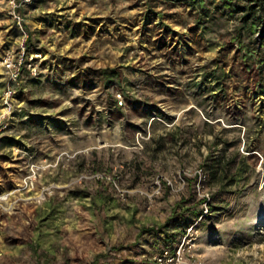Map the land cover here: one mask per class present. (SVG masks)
Masks as SVG:
<instances>
[{"label": "rangeland", "instance_id": "374dc122", "mask_svg": "<svg viewBox=\"0 0 264 264\" xmlns=\"http://www.w3.org/2000/svg\"><path fill=\"white\" fill-rule=\"evenodd\" d=\"M164 3L152 10L148 0H35L21 8L35 71L21 68L20 110L0 136V193L26 172L23 146L49 166L32 190L0 202V264H151L149 253L201 206L193 177L150 209L140 190L157 173L201 166L211 199L198 251L213 263L264 264V92L242 86L233 72L227 84L237 77V89L220 96L204 76L237 20L220 18L199 38L187 7ZM163 24L170 36L159 32ZM21 38L0 0V59ZM78 58L94 66L84 84L70 63ZM106 66L119 77L103 87L98 70ZM96 172L119 175L125 198ZM178 202L172 237H150L144 230Z\"/></svg>", "mask_w": 264, "mask_h": 264}, {"label": "built area", "instance_id": "2783aa9c", "mask_svg": "<svg viewBox=\"0 0 264 264\" xmlns=\"http://www.w3.org/2000/svg\"><path fill=\"white\" fill-rule=\"evenodd\" d=\"M35 0H6L8 15L18 24L22 31V38L19 41L16 52L7 51L0 59V136L7 129L9 119L13 117L15 111L20 110V104L16 100V86L19 84L21 68L25 67L34 73L35 63L32 55L27 56L26 40L27 34L23 28V18L20 10L24 5H28ZM121 96V93H119ZM118 94V96H119ZM118 104L122 105V100H118ZM139 135V136H138ZM136 143L142 148L140 138L144 139L145 135L138 133ZM22 152L27 156L26 172L16 183V188L7 192L0 193V202L10 199L14 196L15 191H30L48 168L49 163L46 161H37L30 153L29 145L23 146ZM19 150H17L18 152ZM96 180H104L111 183L120 198H125L126 190L118 185L119 175L108 174L105 172H96L93 174ZM189 177L194 178V190L199 198L201 213L194 220L187 223L181 231L169 242L159 246L149 253L151 264H221L210 262L197 249L199 238V224L203 217L209 212V202L211 192L206 185L207 173L201 167L196 168H176L165 173H157L151 180L146 189L140 190L141 195L145 199L147 209H150L156 198L165 190L170 194L179 193L187 185ZM44 197V195H43ZM161 238H165V234H160Z\"/></svg>", "mask_w": 264, "mask_h": 264}, {"label": "trees", "instance_id": "16d2710c", "mask_svg": "<svg viewBox=\"0 0 264 264\" xmlns=\"http://www.w3.org/2000/svg\"><path fill=\"white\" fill-rule=\"evenodd\" d=\"M148 1H150L151 9L156 7L157 0ZM164 2V5L167 6H175L174 4L178 3L187 7L193 16V21L189 25L190 33L199 38L212 32L216 21L220 18L225 20L236 18L237 23L233 30L228 32L219 43V51L213 59V67L208 69L204 76L215 80L217 88L220 90V96L230 97L232 92L237 89L238 83L235 82L237 77L231 76V82L229 85L227 84L230 73L233 72L240 77L242 86L253 89L257 84H260L264 92V0H164ZM165 10L167 9H159L158 13L168 15ZM260 28H263V33L256 38L255 34L260 31ZM158 30L163 32V35L170 36L173 33L171 27L164 24ZM163 42L164 40L161 41V44ZM227 52H231L230 61L224 57ZM81 60L82 58L74 59L70 63L78 65L79 70L74 76L84 84L89 80L87 78L94 73V66L83 67ZM98 72L102 78L103 87H108L119 77V72L115 67L106 66ZM159 139L164 140V137ZM178 205L179 202L173 205L171 213L164 222L155 228L148 227L144 231L153 239L161 238L160 234L164 233L165 238L163 239L167 242L166 240L172 237L168 230L170 223L178 216L182 218L180 212L176 213ZM193 213L198 216L201 211ZM182 219L185 223L184 226L190 222Z\"/></svg>", "mask_w": 264, "mask_h": 264}, {"label": "bare ground", "instance_id": "6f19581e", "mask_svg": "<svg viewBox=\"0 0 264 264\" xmlns=\"http://www.w3.org/2000/svg\"><path fill=\"white\" fill-rule=\"evenodd\" d=\"M264 174V173H263ZM263 181V180H262Z\"/></svg>", "mask_w": 264, "mask_h": 264}]
</instances>
